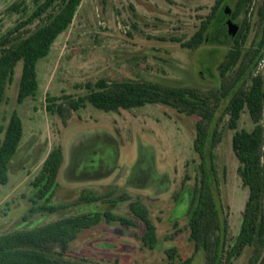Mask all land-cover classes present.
I'll use <instances>...</instances> for the list:
<instances>
[{
  "label": "rangeland",
  "instance_id": "1",
  "mask_svg": "<svg viewBox=\"0 0 264 264\" xmlns=\"http://www.w3.org/2000/svg\"><path fill=\"white\" fill-rule=\"evenodd\" d=\"M16 1L0 0V35L13 27L19 17L8 11ZM215 2L83 0L69 29L58 37L49 55L38 62L36 96L27 97L22 103L17 96L23 62L18 63L0 105V143L14 111L24 126L19 150L10 163L9 182L0 183V234L44 225L72 214L110 211L136 225L108 222L103 215L99 223L84 229L70 244L66 254L70 261L167 264V250L177 248L178 261L194 255V264H204L203 251L196 253L189 239L188 210L200 164L194 148L197 117L160 103L105 111L88 102L63 123L58 115L47 111L46 105L48 95H84L87 91L83 85L101 78L217 86L219 57L213 64L211 50L204 48L211 45L204 44L198 51L171 40L190 39ZM231 8L230 13H225L230 15ZM229 19L239 29L241 20L229 17L227 23ZM228 31L232 36L229 23ZM222 49H217V56ZM253 127L248 112H244L239 129ZM234 133L225 121L224 139L216 148L219 166L226 167L222 192L233 237L240 230L248 199V189L237 172ZM56 147L62 149L64 161L56 185L41 196L44 183H39L38 178ZM83 193L98 197L81 200ZM136 199L146 205L157 227L158 242L154 248L142 240L145 223L130 207ZM42 205L52 210L32 211ZM250 254L251 249H246L235 264H246Z\"/></svg>",
  "mask_w": 264,
  "mask_h": 264
},
{
  "label": "trees",
  "instance_id": "2",
  "mask_svg": "<svg viewBox=\"0 0 264 264\" xmlns=\"http://www.w3.org/2000/svg\"><path fill=\"white\" fill-rule=\"evenodd\" d=\"M83 0H17L8 11L19 15L16 23L0 35V105L7 85L13 81L16 66L23 62L18 88V102L35 97L38 90L37 66L51 52L58 37L73 23ZM228 6V7H227ZM234 20H241L231 42L220 51L217 86L203 88L140 79L110 80L101 78L83 85L87 93L75 96H47L46 109L63 123L88 102L105 111H119L160 103L180 113L196 116L194 148L200 158L196 182L189 205L190 235L196 253H204V264H235L246 249H251L246 264H264V0H216L211 13L201 20L190 39L171 37L183 48L200 50L205 43L222 35L221 24L227 9ZM220 32V33H219ZM211 36V39L206 40ZM213 38V40H212ZM81 86V85H80ZM254 123L251 130L239 129L244 112ZM235 130L232 147L239 161L238 175L248 189V199L238 234H230L229 211L223 199L226 167L219 166L216 148L222 143L223 124ZM24 135L23 121L14 111L0 143V183L7 184L10 163L19 150ZM64 161L60 147L45 160L39 183L40 195L56 185ZM38 184V183H37ZM97 195L83 193L81 200H95ZM130 198V196H126ZM132 212L145 223L144 244L154 248L157 227L141 200L130 203ZM51 211L42 205L32 211ZM108 222L123 225L136 223L110 211L72 214L32 228L0 234V264H75L66 254L70 244L87 228ZM167 264H194L195 256L178 257L177 248L167 250Z\"/></svg>",
  "mask_w": 264,
  "mask_h": 264
},
{
  "label": "flooded vegetation",
  "instance_id": "3",
  "mask_svg": "<svg viewBox=\"0 0 264 264\" xmlns=\"http://www.w3.org/2000/svg\"><path fill=\"white\" fill-rule=\"evenodd\" d=\"M228 7V6H227ZM229 17H231L232 18V16H231V14L230 15H228V14H226L225 13V15H224V18H223V20L221 21V24L223 25V27L225 28V33L224 34H222V35H219V36H217L215 39H214V41H212V42H207V43H205V44H207L208 45V43H209V45H211L210 47H204V45H203V47L204 48H209V50H211V52H210V54L212 55V57H213V64H214V62H215V58L216 57H219V59H220V56L218 55L217 56V49L219 48V49H224L226 46H228L229 44H230V42H231V35L228 33L229 31H228V23H227V19L229 18ZM233 19V18H232ZM234 20V19H233ZM211 39V36H209V37H207V39L206 40H209V39ZM212 40H213V38H212ZM203 47H202V49H203ZM198 51H199V49H198ZM213 68V67H212ZM211 69V68H210ZM209 69V71L210 72H212V69L210 70ZM214 71V70H213ZM204 74V73H203ZM217 77H218V75H217Z\"/></svg>",
  "mask_w": 264,
  "mask_h": 264
},
{
  "label": "water",
  "instance_id": "4",
  "mask_svg": "<svg viewBox=\"0 0 264 264\" xmlns=\"http://www.w3.org/2000/svg\"><path fill=\"white\" fill-rule=\"evenodd\" d=\"M226 11H227V13H230L229 9H227ZM228 23L230 26V33L235 35L238 31V26L235 23H233L231 19L228 20Z\"/></svg>",
  "mask_w": 264,
  "mask_h": 264
},
{
  "label": "built area",
  "instance_id": "5",
  "mask_svg": "<svg viewBox=\"0 0 264 264\" xmlns=\"http://www.w3.org/2000/svg\"><path fill=\"white\" fill-rule=\"evenodd\" d=\"M263 62H264V58L261 60L259 68H261V66H263V64H262Z\"/></svg>",
  "mask_w": 264,
  "mask_h": 264
}]
</instances>
